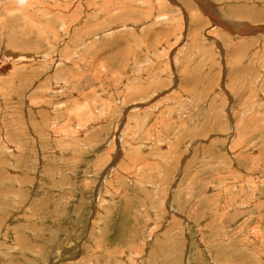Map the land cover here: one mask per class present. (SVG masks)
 Returning a JSON list of instances; mask_svg holds the SVG:
<instances>
[{
    "label": "rangeland",
    "instance_id": "obj_1",
    "mask_svg": "<svg viewBox=\"0 0 264 264\" xmlns=\"http://www.w3.org/2000/svg\"><path fill=\"white\" fill-rule=\"evenodd\" d=\"M197 6L0 0V264H264V0Z\"/></svg>",
    "mask_w": 264,
    "mask_h": 264
},
{
    "label": "bare ground",
    "instance_id": "obj_2",
    "mask_svg": "<svg viewBox=\"0 0 264 264\" xmlns=\"http://www.w3.org/2000/svg\"><path fill=\"white\" fill-rule=\"evenodd\" d=\"M27 1V0H26ZM53 1V0H52ZM103 1V0H102ZM108 1V0H107ZM195 2H197V7H199L200 8V10H202L204 13H208V15H210V16H208L210 19H212L211 21H212V23L214 24L215 22H217L218 20H216V18H217V16H216V14L214 15V9L215 8H211V9H208V8H210V7H208L209 6V4H210V0H194ZM33 2V1H32ZM55 2V1H54ZM57 2V1H56ZM59 2V1H58ZM101 2V1H100ZM68 3V2H67ZM113 3V2H112ZM51 4H53V3H51ZM55 4V3H54ZM54 4H53V7H54ZM104 4V3H103ZM114 4V3H113ZM195 4V3H194ZM20 5V4H19ZM38 5V4H37ZM100 5V4H99ZM196 5V4H195ZM207 5V6H206ZM48 6V5H47ZM105 6V5H104ZM116 6V5H115ZM114 6V7H115ZM62 7V6H61ZM191 7V6H190ZM34 8H36V7H34ZM40 8V7H39ZM50 8V7H49ZM53 9V8H52ZM113 9H116V8H113ZM112 9V10H113ZM194 9H195V11H194V13H196L198 16H199V13H198V11L196 12V8L194 7ZM42 10V9H41ZM53 10H55V9H53ZM111 10V9H110ZM200 10H199V12H200ZM39 11V10H38ZM43 11V10H42ZM47 11V10H46ZM68 11H70V10H68ZM264 10H262L261 12H263ZM45 12V11H44ZM109 12V11H108ZM112 12V11H111ZM138 13V10H136V9H134L132 6H131V8H128V10L126 11V13L123 15V14H121V13H119V14H117V13H114L113 15H115V18H110L111 19V21L112 22H120L119 21V19L120 20H122V22L124 23V19H127V18H129V17H133L134 15H136V13ZM38 13H40L41 14V12H38ZM61 12H59V11H57V12H55V14L57 15V18L58 19H60V17L59 16H61L62 18L64 17L63 15H58V14H60ZM67 13V12H66ZM71 13V12H70ZM73 13V12H72ZM217 13V12H216ZM239 12H237V14H238ZM264 13V12H263ZM33 14V13H32ZM61 14H63V13H61ZM69 14V13H68ZM107 14V13H106ZM110 14V13H109ZM234 14V13H233ZM55 15V16H56ZM64 15H65V13H64ZM67 15V14H66ZM65 15V16H66ZM259 16V17H263L264 16V14H261V13H259V14H255V16ZM147 16V15H146ZM195 16V15H194ZM234 16H235V14H234ZM257 16V17H258ZM157 16H155V18H156ZM66 18V17H65ZM198 19H200L201 17H197ZM228 18V17H227ZM264 18V17H263ZM263 18H261V19H263ZM64 19V18H63ZM157 19H164V17L163 16H159V17H157ZM197 19V20H198ZM54 20V19H53ZM115 20H117V21H115ZM130 20V19H129ZM208 20V19H207ZM253 20H260L259 18H254ZM55 21V20H54ZM60 21V20H59ZM63 21V20H62ZM61 21V22H62ZM199 21V20H198ZM244 21V20H243ZM60 22V25L63 27V22L61 23ZM249 22V21H248ZM210 23V22H209ZM211 23V24H212ZM221 23V22H220ZM194 24V23H193ZM208 24V23H207ZM224 24V23H223ZM126 25H127V23H126ZM225 25V24H224ZM257 25V24H256ZM59 26V25H58ZM60 26V27H61ZM64 26H66V24H64ZM137 26V25H136ZM218 26V25H217ZM262 26V25H261ZM194 27V26H193ZM249 27V28H248ZM59 28V27H58ZM251 28L252 29H254L253 28V26H251ZM250 28V26H247V30H249V31H251L252 29ZM256 28H258V27H256ZM261 28V27H260ZM116 29V28H115ZM149 29V28H148ZM239 29V28H238ZM55 30V29H54ZM62 30V29H61ZM247 30H244V32H246ZM57 31V30H56ZM193 31V30H192ZM239 31V30H238ZM242 29H241V31H240V33H241V35H243L244 33H242ZM254 31H255V29H254ZM66 32V31H65ZM235 32V31H234ZM192 33H194V32H192ZM195 34V33H194ZM239 34V33H238ZM209 35V34H208ZM243 37V36H242ZM8 42V44L9 45H13L14 44V40H13V37H9V41H7ZM51 44V43H50ZM48 45V51L47 50H45L46 52H42L41 54H34L33 56H32V58H34L35 59V61L38 63V62H44V61H48L49 63H50V60H48V58H49V56H50V50H49V48H50V46L51 45ZM242 46V45H241ZM238 48H239V46H238ZM23 50V49H22ZM235 50V49H234ZM16 51V50H15ZM238 51V50H237ZM4 52V51H3ZM24 54V53H23ZM23 54H16L15 53V55H18L20 58H22V59H25V56L23 55ZM31 54V53H30ZM14 55V54H13ZM52 55V54H51ZM1 56V55H0ZM9 56V55H8ZM30 56V55H29ZM28 56V57H29ZM54 56V55H53ZM72 56V55H71ZM109 56V55H108ZM7 57V56H6ZM52 57V56H51ZM11 58V57H10ZM37 58H38V60H37ZM53 59V58H52ZM60 59V58H59ZM63 59L61 58L60 59V61H62ZM67 60V59H66ZM31 61V60H30ZM52 61V60H51ZM56 61H58L57 59H55L54 60V62L53 63H56ZM72 63H74V61L72 62ZM11 64V63H10ZM6 65V64H5ZM3 63L0 65V73L2 72V71H7V69L9 68V65L8 66H5ZM10 67H11V65H10ZM12 68V67H11ZM126 70V69H125ZM88 72H90V71H88ZM33 76V75H32ZM86 77V76H85ZM87 78H88V76H87ZM89 81V80H88ZM86 84V83H85ZM85 84H84V86H85ZM90 85V84H89ZM86 86H88L87 84H86ZM57 88V87H56ZM82 88V87H81ZM89 88V87H88ZM58 89V88H57ZM70 89H71V87H70ZM69 89V90H70ZM91 89V88H90ZM90 89H87V90H89L88 92H90ZM81 90H84V89H81ZM49 91H51V90H49ZM56 91V90H55ZM52 92H54L53 90H52ZM72 92V91H71ZM81 92V91H80ZM82 93H83V91H82ZM68 95H69V93H68ZM88 95H90V93H88ZM87 95V96H88ZM86 97V96H85ZM40 98V97H39ZM229 112V111H228ZM68 114V113H67ZM72 114V113H71ZM248 117V116H247ZM89 120V119H88ZM253 168V167H252Z\"/></svg>",
    "mask_w": 264,
    "mask_h": 264
}]
</instances>
